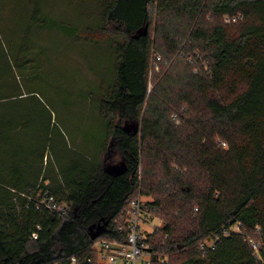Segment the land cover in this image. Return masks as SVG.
Instances as JSON below:
<instances>
[{
  "label": "trees",
  "instance_id": "obj_1",
  "mask_svg": "<svg viewBox=\"0 0 264 264\" xmlns=\"http://www.w3.org/2000/svg\"><path fill=\"white\" fill-rule=\"evenodd\" d=\"M98 2L72 25L40 21L39 7L14 37L0 22V264H97L93 240L118 233L141 191L163 218L149 243L167 264H264V0ZM43 28L96 46L100 34L115 56L91 94L106 130L90 154L28 81ZM151 57L167 68L152 89ZM44 189L65 213L38 204Z\"/></svg>",
  "mask_w": 264,
  "mask_h": 264
},
{
  "label": "rangeland",
  "instance_id": "obj_2",
  "mask_svg": "<svg viewBox=\"0 0 264 264\" xmlns=\"http://www.w3.org/2000/svg\"><path fill=\"white\" fill-rule=\"evenodd\" d=\"M39 7L40 21L47 24L54 19L59 23L72 25L76 21L83 22L97 15L99 2L98 0H0V22L7 24L8 36L22 34L20 32L32 23L31 18L37 14ZM225 21H228L227 17ZM35 35L40 37V72L33 80L28 81L35 87L40 86V96L51 107L53 121H57L61 130L65 131L69 144L83 153L90 154L99 148L101 134L106 130L103 118L94 110L95 101L91 94L100 89L101 79L105 80L106 77L111 78L113 75L109 70H113L115 56L105 49V37L100 34L96 35L100 46L94 45L89 40L78 41L65 37L51 28L35 31ZM155 60L152 57L150 59L148 74L150 89L154 86L156 73H159L157 78L159 80L167 69L161 70V65ZM174 121L176 124L179 123L178 120ZM104 157H107V153L101 152L100 158L103 160ZM106 161L112 165L119 164V158L115 155ZM139 174H142L141 168ZM139 195L146 203L155 201V197L151 194L141 191ZM145 215L149 222L147 229L151 230L152 226L158 228L164 224L160 212L147 210ZM205 243L211 244L212 239L205 240Z\"/></svg>",
  "mask_w": 264,
  "mask_h": 264
},
{
  "label": "built area",
  "instance_id": "obj_3",
  "mask_svg": "<svg viewBox=\"0 0 264 264\" xmlns=\"http://www.w3.org/2000/svg\"><path fill=\"white\" fill-rule=\"evenodd\" d=\"M221 144L225 146L224 142ZM38 198V204L49 210L60 213H65L67 210L68 204L58 201L46 189L40 190ZM146 207V202L140 195L130 198L114 219V223L118 225V233L115 236L99 237L93 240L91 249L96 252L97 264H167V254L156 253L150 246V235L156 227L152 226L151 230L146 228L149 224L148 217L145 215ZM233 228L238 229V226ZM249 242L252 243L253 248H258V241L250 238ZM211 244L204 242L201 245L202 251H205V246ZM87 259L91 262L90 258ZM65 264L78 263L73 256Z\"/></svg>",
  "mask_w": 264,
  "mask_h": 264
},
{
  "label": "water",
  "instance_id": "obj_4",
  "mask_svg": "<svg viewBox=\"0 0 264 264\" xmlns=\"http://www.w3.org/2000/svg\"><path fill=\"white\" fill-rule=\"evenodd\" d=\"M113 167H107V170L112 171ZM103 230V226H97L95 231L92 232V238L96 237ZM79 264H91V262L86 258L79 262Z\"/></svg>",
  "mask_w": 264,
  "mask_h": 264
}]
</instances>
